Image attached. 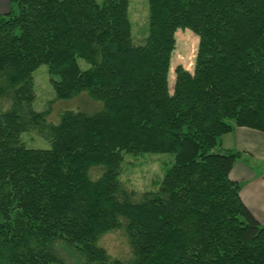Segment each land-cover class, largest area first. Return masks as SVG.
<instances>
[{"label":"trees","instance_id":"obj_1","mask_svg":"<svg viewBox=\"0 0 264 264\" xmlns=\"http://www.w3.org/2000/svg\"><path fill=\"white\" fill-rule=\"evenodd\" d=\"M147 5L139 44L129 0H9L0 13V264H264V224L229 176L240 152L220 145L238 126L264 132V0ZM178 20L198 45L170 89ZM40 64L56 99L87 92L101 109L48 121L32 107ZM29 130L49 146H26ZM160 152L174 157L158 187L127 188L124 154ZM115 229L126 259L99 244Z\"/></svg>","mask_w":264,"mask_h":264},{"label":"rangeland","instance_id":"obj_2","mask_svg":"<svg viewBox=\"0 0 264 264\" xmlns=\"http://www.w3.org/2000/svg\"><path fill=\"white\" fill-rule=\"evenodd\" d=\"M100 1V0H98ZM147 0H129L128 16L131 24V36L134 44L142 42L147 35ZM198 45V36L178 20L175 29V40L168 74V85L171 89L175 78V67L181 65L188 70L193 69ZM84 65V62H81ZM35 98L32 102L34 110L41 111L49 107L47 120L56 122L64 110L94 112L101 109V102L93 100L82 92L69 99H56L55 91L49 80L47 64H40L32 73ZM8 105V98H0V110ZM21 141L28 147L47 148L48 141L36 131H25L20 135ZM173 153H145L140 155L124 154L120 168V180L129 189L136 192L156 189L166 167L170 165ZM99 168L91 169V175L97 176ZM99 244L113 257L126 259L130 256V247L124 232L115 229L103 234Z\"/></svg>","mask_w":264,"mask_h":264},{"label":"crops","instance_id":"obj_3","mask_svg":"<svg viewBox=\"0 0 264 264\" xmlns=\"http://www.w3.org/2000/svg\"><path fill=\"white\" fill-rule=\"evenodd\" d=\"M8 10L9 0H0V13ZM220 145L240 152L229 176L240 184L244 205L264 224V132L238 126L221 136Z\"/></svg>","mask_w":264,"mask_h":264}]
</instances>
